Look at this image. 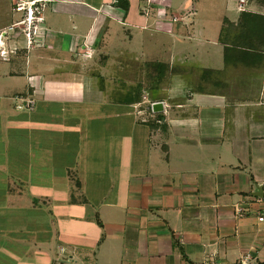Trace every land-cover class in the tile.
<instances>
[{"label":"crops","instance_id":"obj_1","mask_svg":"<svg viewBox=\"0 0 264 264\" xmlns=\"http://www.w3.org/2000/svg\"><path fill=\"white\" fill-rule=\"evenodd\" d=\"M30 1L0 0V168L30 169L4 201L34 223L7 232L30 240L0 237V264H264V49L218 42L224 20L264 8L227 0L231 17L202 42L185 5L177 23L155 16H177L172 0H129L126 15L114 0H43V28L23 49L9 28ZM143 35L168 55L147 61L169 70L154 102L133 96L142 60L129 76ZM124 82L113 101L106 83Z\"/></svg>","mask_w":264,"mask_h":264},{"label":"rangeland","instance_id":"obj_2","mask_svg":"<svg viewBox=\"0 0 264 264\" xmlns=\"http://www.w3.org/2000/svg\"><path fill=\"white\" fill-rule=\"evenodd\" d=\"M228 3H231V2H229V0H228ZM228 3H227V0H172V9L174 10L173 11L174 14L179 15V14H181V8L183 9V7L185 5L184 9L190 10L188 13L192 14L190 16V19L192 22H194L193 26H191V30L193 31V33H196V35H197V33L203 31L200 39L202 40V37H204L205 40H208V39L212 38V36L215 32H217L219 22L222 19V17L223 16L228 17V18L231 17L232 14L228 13L226 11L227 7L225 5ZM144 9H146V8H144ZM169 13H172V12H169ZM167 17L169 18L170 15L168 14ZM143 34L146 35L145 32ZM145 35H143V39L140 42L139 49H138L140 51H143L144 55L141 56V52L139 51L135 55L127 57L129 59V62H131L130 63L131 65H128L130 67L129 76L133 77L135 75V73L137 74L135 65H138L139 61L137 60L136 64H132L133 60H135L137 58L143 61V62H141L142 65L145 63H150V62H147L150 60L151 61L166 62L168 59V55L166 52L167 50H164L161 53L159 52V54L157 55V53H158L157 46L156 45L153 46V44H152L153 42L151 40H149ZM161 36L169 37L168 35H166L164 33H161ZM205 40H202V42ZM166 41L168 42L167 39H166ZM141 45H142V48H141ZM180 47H181V50H183V52L192 51L191 44H188L184 47H182V46H180ZM152 52H153V54H156L155 57L149 55ZM164 52H166V53H164ZM189 59L191 61L190 63L191 64L193 63L192 65H197L198 63L196 61L201 62L203 60V58H201V56L200 57L196 56L194 58L192 57ZM144 61H146V62H144ZM191 64H190V66H191ZM142 65H141V67H142ZM133 68H135V69H133ZM188 69H187V71H186V69H185V71H181L182 78H185V77L190 75L188 72L190 70H188ZM141 72H142V70H141ZM192 74H193V76L195 75V73H192ZM167 77H169V72H168ZM142 78H143V73H142L141 79ZM132 79H134V78H132ZM141 79L139 80L140 83L138 84V86L139 85L141 86L143 84ZM106 86L109 87V88H106V90L109 93V95L112 96L113 101L120 100V97L121 96L124 97L125 92L129 90L127 88L125 82L123 84L119 83V84H113V85H110V84L108 85L106 83ZM110 86H111V88H110ZM137 88L138 87H136V88L133 87L132 90L135 91ZM143 95H146V94H144V92H143L142 96ZM124 99H125V97L123 98V100ZM19 102L20 101H18V106H20ZM1 164L7 166V162L5 161V158L3 156H1ZM12 165H15V167H13ZM12 165L10 167L11 170L6 171L10 175L9 181L6 182L5 184L0 183V232L3 230H6L5 235L0 234V237L2 239H6V238L8 239L10 237V238H15L17 240L27 241V240H30V237H28L30 232H25V231L23 232L22 231L21 232V233H23L22 235H19L20 233H17V235L12 234L13 236L10 235L11 233H7V232H9L8 229H10V228H12V229L17 228L18 231L20 229L23 230L24 228L26 230L27 226L30 227L31 224H34L30 218L32 216L29 215L27 212L15 210V209L10 210V209H7V207H6V204L4 201V196H5L4 191L8 187L24 188L26 186V179L28 177V175H27L28 171L30 172V169H27L21 160H17V162H15V163L12 162ZM5 169H7V168H5ZM37 171L39 172V169H36V171L34 172V175H36ZM4 172H5L4 168H0L1 177L6 176L5 175L6 172L5 173ZM39 176H40V173L37 177H39ZM36 179H38V178H36ZM33 184H38V181L36 183H33ZM39 184H40L39 187L45 186L42 183H39ZM26 234H28V235H26ZM4 237H6V238H4Z\"/></svg>","mask_w":264,"mask_h":264},{"label":"trees","instance_id":"obj_3","mask_svg":"<svg viewBox=\"0 0 264 264\" xmlns=\"http://www.w3.org/2000/svg\"><path fill=\"white\" fill-rule=\"evenodd\" d=\"M114 1L115 6L126 15L129 9V0ZM244 3L264 8V0H244ZM218 42L239 48L250 46L249 48L253 47V49L257 47L264 49V16L243 11L239 14L235 25L224 20L218 35ZM141 70L143 84L137 86L138 88L133 92L134 98L138 101L144 92L151 102L158 101L164 96L165 82L168 81V66L159 62H150L143 64ZM98 78L100 80L99 76Z\"/></svg>","mask_w":264,"mask_h":264},{"label":"built area","instance_id":"obj_4","mask_svg":"<svg viewBox=\"0 0 264 264\" xmlns=\"http://www.w3.org/2000/svg\"><path fill=\"white\" fill-rule=\"evenodd\" d=\"M44 1L43 0H33L27 3H19L16 5L14 11L17 13L22 14V20L12 25L9 28V31L14 32L15 30L18 32L17 42H22L23 49H30L32 48L38 38V34L43 28L44 18H43V11H44ZM244 5L243 0L238 1V11H242V6ZM149 8L143 9V15L149 16ZM168 12L164 8H160L155 12V16L160 19L161 21H166L169 23H177L181 20L179 15L169 14L170 17L168 18ZM0 55L3 56L4 52H0ZM24 105L23 108L31 112L34 110L35 102L33 99L26 98L23 101ZM155 103H149L150 109ZM240 211H238L239 213ZM263 218H259V221H262ZM62 251V249H61ZM251 257L249 255H245L241 258L237 264H250ZM202 264H220L216 261L210 260L205 261Z\"/></svg>","mask_w":264,"mask_h":264},{"label":"water","instance_id":"obj_5","mask_svg":"<svg viewBox=\"0 0 264 264\" xmlns=\"http://www.w3.org/2000/svg\"><path fill=\"white\" fill-rule=\"evenodd\" d=\"M153 112H160L162 111V104L161 103H155L153 106H152V109H151ZM259 191V190H258Z\"/></svg>","mask_w":264,"mask_h":264}]
</instances>
